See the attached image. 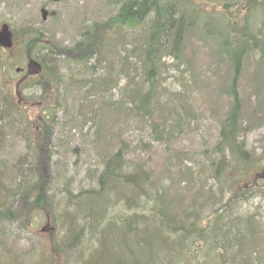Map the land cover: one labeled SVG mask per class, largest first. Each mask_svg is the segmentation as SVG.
<instances>
[{"label": "trees", "instance_id": "16d2710c", "mask_svg": "<svg viewBox=\"0 0 264 264\" xmlns=\"http://www.w3.org/2000/svg\"><path fill=\"white\" fill-rule=\"evenodd\" d=\"M9 1L11 0H0V5L5 6L6 3L9 7ZM115 3L118 5L116 16L101 24L95 23L82 28L81 40L72 52L61 51L60 48L63 47L54 43V46L47 44L48 38L41 29L33 31L27 42L31 58L40 65L39 74L47 86L57 89L62 85L73 90L72 96H75L87 87L88 82L92 83L93 89H89L84 95L80 94L83 96L80 102L75 98L72 100L67 89L63 96L67 109L70 100L73 108L81 103L82 108L93 110L90 121L94 123V127L89 131V137L96 128L105 130L109 136L114 127H121L124 122L119 121L115 108L122 113L126 106L130 108H125L127 112L122 118L128 122L134 120L141 128L149 126L154 136L149 142L151 144L158 142L169 148L173 140L180 138L184 125H192L194 121L198 129L200 118L191 120L188 116V107L195 102L193 95L196 96L197 83L204 74L199 69V58L193 52L190 56L186 55L187 32L194 28H200L203 36L209 41L213 40L217 51L225 56L227 80L224 82V93L228 105L226 110L209 105L205 111V119L213 118L218 127L214 139L202 145V154L190 159L202 172L195 176L189 170L185 173L188 187L192 186L193 191L188 195H181L183 201L170 197L166 189H170V185L165 183L167 179L170 182L173 179L170 168L177 166L174 164L175 157L178 162L177 179H181L183 175L179 168L182 160L179 152H169L167 160L170 167L164 168L161 175L157 176L152 174L153 169L147 170L151 166L147 159H129L130 147L123 141L124 136L121 134L111 133L110 136L114 138L112 142H107L106 138L103 142H96L95 147L101 150L104 170L92 180L90 189L74 194L67 186L64 191L68 199L66 207L70 213L64 214L61 225L64 226V220L68 218V224L64 226L67 237L72 236L74 246L80 245L87 237L90 246L81 258H86L84 263L162 264V261H166L168 264L174 258L182 262L183 253L189 251L194 260L185 264H201L202 256L206 259L204 264H264V247L259 248L264 245V229L256 219L251 217L245 223L241 221L238 224V220L225 222L223 219L229 214L226 208L232 204L245 202L256 195L264 197V182L257 177L258 170L256 171L264 166V159L248 150L249 125L246 121L250 116L259 114L264 105V0H208L207 3L200 0H115ZM258 11H262V20L257 29L255 24L250 23V16ZM126 29L137 32L131 40L123 35ZM141 31L140 36L138 34ZM131 44L134 49H131ZM111 45L123 47L124 57H120L121 53L117 48L109 50ZM109 55L113 58L109 59ZM102 56L101 62L106 65V78L101 81L104 87L101 93L99 81L95 77H91L90 81L85 79V83H81L85 87L75 89L65 81L62 82L57 74L61 71V59L65 57L70 65H77L86 74L94 75L97 66H90V61ZM167 56L188 66L191 84L185 88L186 97L180 95L165 102L163 92L155 85ZM131 68L133 74L141 72L138 82V77L129 75ZM247 73L253 76L256 87L257 99L253 113L245 108L242 95L241 82ZM122 76L130 82L134 81L135 87L129 89L126 102L122 100L119 105H114L106 99L107 94L120 83ZM212 84H209L211 93H220L217 86L223 83L220 82L217 86ZM91 98L95 100L92 105L89 103ZM171 103L175 105H168ZM2 104L6 109L0 116V133L4 134L5 127L15 130V118L18 126L20 121L26 123L25 112L10 105L6 96ZM59 109L60 107L57 110ZM53 110L54 105H44V110L39 115L41 120L37 122L52 126L57 119ZM129 113L132 115H128ZM106 118L112 125L110 127L108 122V129L103 125ZM2 124L5 125L1 128ZM29 129H26V139L30 138ZM31 131L35 133L32 128ZM0 140L3 141L1 138ZM148 149L144 147L145 151ZM41 150L47 152L44 145H36L33 155L36 157ZM42 155L41 166L47 167L50 156L46 153ZM29 156L30 163L26 169L23 168L20 181L13 190H23L26 193L33 191L37 194L35 205L38 202L46 204V195L41 196L45 193L47 182L44 172L32 170L36 162L31 151ZM3 168L0 165V172ZM210 180L216 181L220 187L221 194L218 193L217 197L206 189L205 184ZM4 190L7 193L5 192V199L0 201V209L10 204V197H17L16 193L9 195L11 189L7 186ZM227 191L234 194L230 206L224 205ZM186 196L188 202H184ZM179 203L182 205L178 206ZM209 209L213 213L206 217ZM0 264H11V260L6 262L0 257Z\"/></svg>", "mask_w": 264, "mask_h": 264}, {"label": "rangeland", "instance_id": "374dc122", "mask_svg": "<svg viewBox=\"0 0 264 264\" xmlns=\"http://www.w3.org/2000/svg\"><path fill=\"white\" fill-rule=\"evenodd\" d=\"M200 1L203 3L208 2V0ZM8 5L9 7L6 3L5 6L0 5V30L3 25L10 26L14 47L9 51H5L0 47V112L3 109L0 116L6 109L2 106L3 98L6 96L10 105H14L18 111L25 112L26 123L19 120L20 124L18 126V121L15 118V124L17 125L15 130L11 131L5 127L4 134L0 133V138L3 140H0V165L4 166L0 172V201L5 199L4 196L7 193V190H4L5 186L11 189L9 195L17 194V197H10V204H7L4 209H0V257H3L6 262L11 260V264H93L90 262L84 263L86 258L81 259L85 250L90 246L87 237L83 239L80 245L74 246V241L71 240L72 236L67 237L64 230V226L68 224V222L66 223L68 218L64 220V226L61 225L62 217L69 212V208L66 207L68 199L64 193L66 187L69 186L70 192L74 191V194L90 189L92 180L104 170L101 163V150L99 147H95V143L98 141L103 142L105 138L107 142H112L114 138L110 134L114 133L124 136L123 141L130 147L129 159L133 161L147 159L151 165L147 170L153 169L152 174L157 176L170 167L167 160L169 152H179L180 157H182L179 168L183 175H181V179H177L179 178L178 162L175 157L176 163L174 164L177 166L170 168L172 169L170 174L173 179L171 182L168 179L165 181L166 184L170 185V189H166L169 196L177 200L181 199V195L185 196L189 192L191 193L193 187H188L185 173L189 170L190 174L195 176V174L201 173L202 169L195 162H191L190 159L193 156L196 158L202 154V145L210 143L214 139L218 127L213 118L205 119V111L209 105H216L224 110L228 105L224 93L226 85L224 82L227 80L226 59H224L225 56L222 53L220 54L217 51L215 42L213 40L209 41L206 39L207 37L203 36L200 28H194L192 31L187 32L186 55L190 56L193 52L199 58L200 71L204 73L202 74V80L197 83L196 96L193 95L195 102L188 107V116L191 120L197 117L200 120L198 129L194 125V121L192 125H184L180 138L173 140L169 144L171 145L169 148H166L168 145L164 147L158 142L149 143L154 139L149 126L141 128L140 124L137 126L138 124L136 125L134 120L128 122L127 119L122 118L123 114L127 112L126 109L130 108L126 105H124L126 109L123 107L122 113L118 112V108H115L119 121L124 122L121 127H114L113 131L109 132V136L105 130L102 131L96 128L89 137L88 133L94 127V123L90 121L93 118V110L87 107L82 108L81 103H77L81 108L79 106L73 108L70 100V106L68 109L66 108L63 96L67 88L62 85L58 86L57 89L47 86L41 78L37 66L33 64V67L29 68V60L34 59L31 58L27 42L33 31L41 29L46 33L47 44L54 46V43L59 47H63L60 48L61 51L72 52L81 40L82 28H88V26L95 23L101 24L116 16L118 5L115 0H11ZM206 7L212 8L211 6ZM42 9L47 12L46 21L43 20ZM241 16L242 13H240ZM261 20L262 11L250 16V23L255 24L257 29ZM129 31L132 30L126 29L123 35L131 40L137 32ZM141 33L142 31L138 35ZM140 36L136 37L139 39ZM115 48L121 53L120 57L123 58L125 55L123 47L111 45L109 50L112 51ZM132 48L134 49L133 44H131ZM103 57H96L90 61V66H97L94 75L86 74V71L80 70L77 65H70L65 57H62L61 71L57 74L62 82L65 81L69 86L76 87L75 89H79V86L85 87L81 83H85V79L90 81L91 77H95V80L99 81L98 85L101 88L99 93H101L104 89L101 81L106 78V65L101 62ZM108 58L112 59L113 57L109 55ZM177 62L172 56L164 58L163 71L156 80L155 86L163 92L162 98H165V102L171 98H178L180 95L186 97L185 88L191 84L188 66ZM118 67L120 69V66ZM19 68L25 72L21 73V70L18 71ZM132 71V68L129 69V75L134 76V78L138 77V80H136L138 82L141 72L133 74ZM220 82L223 84L217 86ZM211 83L217 86L220 93L216 91L211 93V85H209ZM133 87H135L134 81L130 82L128 78L122 76L120 77V83L109 91L110 93L107 94L106 99L114 105H119L122 100L126 102V95L129 89ZM241 88H243L242 95L245 108L253 113L257 97L252 75L249 73L245 75L244 80L241 82ZM89 89H93L91 82H88L87 87L75 96H72L73 90H67L71 94L72 100L75 98L82 101V95ZM167 95H169V98H166ZM92 101L95 100L91 98V101L89 100L90 105H92ZM182 102L183 100L180 103ZM128 103L130 104V101ZM44 105H54L53 115L57 119L52 126L37 122V120H41L39 115L44 110ZM59 107L60 109L57 110ZM201 109H204V111ZM128 115L131 116L132 114L129 113ZM246 121L249 125L248 150L254 152L256 157L264 159V105L259 114L250 116ZM108 122L110 125L111 121L106 118L103 125ZM4 125L2 124L1 128ZM109 125H106L107 129ZM27 127L30 128L29 139H26L28 137ZM31 128L35 133H32ZM97 131H99V134H97ZM38 144L44 145L47 152L41 150L35 157L33 152ZM144 147L149 149L145 151ZM30 151L36 162L32 170L44 172L47 181L45 193L41 195L42 197L46 195V204L38 202L35 205L37 194L33 191L26 193L23 190H13L16 183L20 181L24 172L23 168L26 169L30 163ZM43 153L49 154L51 159L47 167L41 166ZM257 170V177L264 182V166L259 167ZM161 179L164 180V177ZM205 186L212 195L217 197L218 193L221 194L216 181L210 180ZM233 195V193L227 191L224 205L230 206ZM184 202H188L187 196ZM181 205L182 203L178 204V206ZM226 209L229 214L224 216L225 222L238 220L237 224L241 221L245 223V221L254 217L261 228L264 229V197L261 195L249 198L245 202L234 203ZM212 213L213 211L209 209L206 212V217ZM9 214L10 217H8ZM207 223L209 226V222ZM82 228L80 227V229ZM263 247L264 245L259 246V248ZM193 257L192 253L185 251L182 262H178L174 258L168 264H185L189 260H194ZM138 259L140 260V258ZM200 263H206L204 256L200 257ZM141 264L148 263L141 262ZM162 264H166V261H162Z\"/></svg>", "mask_w": 264, "mask_h": 264}, {"label": "water", "instance_id": "95a60500", "mask_svg": "<svg viewBox=\"0 0 264 264\" xmlns=\"http://www.w3.org/2000/svg\"><path fill=\"white\" fill-rule=\"evenodd\" d=\"M44 18H46V12L44 11ZM0 44L4 48H11L13 46L12 43V34L10 32V29L7 25H4L2 27V30L0 31Z\"/></svg>", "mask_w": 264, "mask_h": 264}, {"label": "flooded vegetation", "instance_id": "af4514ba", "mask_svg": "<svg viewBox=\"0 0 264 264\" xmlns=\"http://www.w3.org/2000/svg\"><path fill=\"white\" fill-rule=\"evenodd\" d=\"M31 61V60H30ZM29 68H32L33 67V63L29 62Z\"/></svg>", "mask_w": 264, "mask_h": 264}]
</instances>
